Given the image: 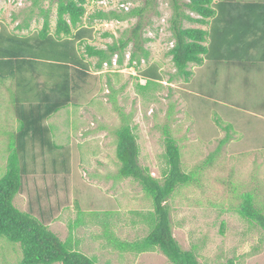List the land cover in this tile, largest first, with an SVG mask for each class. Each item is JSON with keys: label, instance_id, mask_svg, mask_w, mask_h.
<instances>
[{"label": "rangeland", "instance_id": "rangeland-1", "mask_svg": "<svg viewBox=\"0 0 264 264\" xmlns=\"http://www.w3.org/2000/svg\"><path fill=\"white\" fill-rule=\"evenodd\" d=\"M149 1H95L87 6V19L99 8L118 12L145 8L141 18L97 24L93 44L105 49L123 36L130 37L140 24L142 39L151 40L143 43L150 52L149 64L161 66L163 86L146 93L137 88L146 81L127 67L133 43L123 67L115 57L113 67L94 72L85 95L84 91L79 94L78 107L64 109L47 121L53 143L69 150L71 172L54 175L47 167L45 173L40 149L35 148L36 173L29 163L31 175L24 180L16 204L43 220L62 240L73 230L81 252L95 256L99 264H171L161 253L121 257L119 250L109 245L113 234L129 243L148 235L149 229L137 212L147 216L150 225L155 219L149 212L153 201L140 186L131 179H118L116 132L126 117L137 136L140 165L149 168L153 177L162 180L165 131L181 149L182 170L192 176V182L178 188L167 206L174 238L182 249L196 253L201 264H264V231L238 213L243 196L250 194L264 214V78L254 75L246 86L237 76V68L226 66L219 73L207 66H191L194 76L190 82L177 77L168 56L174 45L172 0ZM189 1L178 0L184 12L198 18L185 7ZM31 7V0H0V21L13 29L30 14ZM44 7L53 10L54 28L55 5L46 0ZM38 14L36 10L35 29L43 24ZM16 16L20 17L15 22ZM184 26L206 29L188 22ZM106 33L112 36L105 37ZM149 64L143 61L142 68ZM6 82L0 83V179L6 173L8 147L18 130L14 103L19 92L11 79ZM227 126L233 129L228 132ZM227 134L231 140L205 165ZM21 260L19 244L0 238V264H19Z\"/></svg>", "mask_w": 264, "mask_h": 264}, {"label": "trees", "instance_id": "trees-1", "mask_svg": "<svg viewBox=\"0 0 264 264\" xmlns=\"http://www.w3.org/2000/svg\"><path fill=\"white\" fill-rule=\"evenodd\" d=\"M31 1L30 14L14 31L0 23V83L11 79L19 92L14 103L18 130L13 137L14 143L8 147L6 173L0 179V238L19 244L22 251L19 264H99L95 256L81 252L80 241L73 236V230L66 240H62L43 220L16 206L15 199L22 192L29 163L33 164L36 173L37 147L45 173L47 167L54 175L71 172L69 150L53 143V130L47 121L64 109L78 107L79 94L84 91L85 95L94 72H102L105 66L113 67L115 57L117 65L123 67L127 50L133 43L127 67L137 71L146 81L137 88L143 93L159 90L163 86V73L158 63L149 64L150 52L143 43L151 40L142 39L140 24L130 37L123 36L105 49L93 44L97 24L141 18L145 8H134L129 12L99 8L87 19V6L101 0H49L56 10L53 28V10L44 7L46 0ZM185 7L198 18L184 12L178 0H172L174 15L170 30L174 45L168 56L177 77L190 82L194 76L191 66L207 65L213 73H219L223 66L250 73L251 69L264 63V1L190 0ZM36 10L43 17V24L41 29L32 30ZM19 17L16 16L14 21ZM185 22L206 29L185 28ZM104 36L112 35L106 33ZM143 61L149 64L146 68H142ZM122 120L124 124L116 132V156L120 163L118 179H131L140 186L153 201V209L149 212L155 219L150 225L147 216L137 212L149 229L148 235L129 243L113 234L109 245L119 250L121 257L161 253L171 264H201L196 253L184 251L174 238L167 206L178 188L192 182V176L182 170V154L177 141L165 131V168L162 180L157 179L149 168L140 165L137 136L128 119L123 117ZM217 122L220 124L221 120ZM232 129V126L226 127L228 132ZM230 140L231 134H227L205 165L210 164ZM238 213L264 231V214L254 205L252 195L243 196Z\"/></svg>", "mask_w": 264, "mask_h": 264}, {"label": "crops", "instance_id": "crops-1", "mask_svg": "<svg viewBox=\"0 0 264 264\" xmlns=\"http://www.w3.org/2000/svg\"><path fill=\"white\" fill-rule=\"evenodd\" d=\"M227 1H229V0H227ZM264 1V0H263ZM0 23H2L1 21H0ZM2 24H4V23H2ZM5 25V24H4ZM19 24H17L13 29H10L7 25V28L9 29V31H14V29L18 26ZM33 26V25H32ZM41 29V28H40ZM32 30H35V28H32ZM204 66H207V65H204ZM208 67V66H207ZM203 68V67H202ZM229 68V67H228ZM228 71V70H227ZM234 72H235V69L233 70ZM254 75H258V76H262L263 78H264V63L260 66V67H257L256 69H251L250 70V73H247V72H244V71H241V70H238L237 69V76H239L240 78H242V80H243V82H244V84L246 85V86H248V85H250V81L253 79V77H254ZM5 84H7V82H5ZM263 107H264V105H262ZM55 140V139H54ZM32 174H34V173H32ZM28 175H31V173L30 174H28ZM28 175H26V176H24V179H23V185H24V180L27 178V176ZM22 191H23V189H22ZM20 196V194L16 197V199H15V205L17 206V204H16V201H17V199H18V197Z\"/></svg>", "mask_w": 264, "mask_h": 264}]
</instances>
